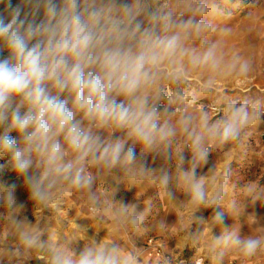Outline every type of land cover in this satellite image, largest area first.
I'll use <instances>...</instances> for the list:
<instances>
[{"label": "clouds", "instance_id": "9594fccd", "mask_svg": "<svg viewBox=\"0 0 264 264\" xmlns=\"http://www.w3.org/2000/svg\"><path fill=\"white\" fill-rule=\"evenodd\" d=\"M222 15L215 0H0V159L7 158L0 176L22 178L37 213L64 217L75 195L97 223L110 222L103 239L97 232L73 247L41 227L39 215L34 222L22 215L15 183H0V264L4 257L28 264L33 253L46 264H140L136 242L123 246L117 237L139 233L153 204L138 211L117 194L121 184L129 191L145 181L169 200L173 186L184 194L185 238H205L212 264L233 252L246 260L264 252V235L241 236L225 223L226 211L245 210L235 199L225 205L231 165L219 175L208 166L214 147L242 142L264 121L259 100H228L217 118L198 103L221 79L253 71L249 59L209 39L216 29L208 17ZM205 167L211 176L198 171ZM106 178L112 184L97 188ZM246 194L264 203V189Z\"/></svg>", "mask_w": 264, "mask_h": 264}, {"label": "rangeland", "instance_id": "374dc122", "mask_svg": "<svg viewBox=\"0 0 264 264\" xmlns=\"http://www.w3.org/2000/svg\"><path fill=\"white\" fill-rule=\"evenodd\" d=\"M215 3L225 15L208 17L216 29L209 34V39L219 41L222 50L229 56L239 53L242 57L249 59L253 64V71L245 78L221 79L217 91L198 101L206 106L213 118H217L215 109L223 107L228 100L243 101L250 98L264 103V0H215ZM225 28L230 31L224 32ZM185 154L189 155L187 152ZM6 159H0V163H6ZM148 161L153 169L161 167L159 159L153 161L152 157H148ZM228 165H231L232 176L229 181V191L225 196V205L235 199L244 204L245 210L233 215L226 211L225 223L230 228L239 229L241 236L264 235V203L254 202L252 197L246 194L249 186L253 189H264V121L249 128L242 142L212 149L208 166L214 168L219 175ZM174 168L173 162V173ZM198 171L209 176L213 174L207 173V167ZM2 177L17 179L10 171H6ZM0 183L6 182L0 178ZM111 184V178H106L98 182L97 188H108ZM173 191L176 199L169 200L162 197L159 189L148 181L129 191H126L125 185L121 184L117 199L123 197L125 202L139 205L138 211H142L145 204L151 200L153 208L139 233L122 232L117 237L118 242L127 246L129 238L134 240L141 252L140 264H151L158 257V252L166 253L170 257L171 264H212L205 238L202 237L195 243L185 238L188 216L182 207V202L186 200V197L175 186ZM16 196L18 201H23L26 205L22 215H27L33 222L35 216L39 215L41 227L55 230L61 237L70 239L73 247L82 248L84 244L96 237L97 232H99L97 239H103L108 234L110 222L97 223L91 217L84 201L75 195L63 205L67 213L64 217L50 209L37 213L33 203L27 199L22 180L17 185ZM211 211V209L202 210V214L207 217ZM3 212V206H0V213ZM253 216H255V222H253ZM162 222L166 225L165 229L160 228ZM3 227L4 220L0 217V230ZM221 228L222 226L215 227V234L219 235ZM205 229L206 225L200 226L201 233ZM3 247L4 245L0 244V248ZM3 264H9L7 257L3 258ZM12 264L15 262L13 261ZM28 264H46V261L33 253ZM223 264H264V252L250 260L242 258L235 252L229 253L225 256Z\"/></svg>", "mask_w": 264, "mask_h": 264}, {"label": "built area", "instance_id": "2783aa9c", "mask_svg": "<svg viewBox=\"0 0 264 264\" xmlns=\"http://www.w3.org/2000/svg\"><path fill=\"white\" fill-rule=\"evenodd\" d=\"M165 257H167L168 260L170 261V257L168 255H166V253L158 252V257L151 264H160V262L163 261ZM170 264H171V262H170Z\"/></svg>", "mask_w": 264, "mask_h": 264}, {"label": "trees", "instance_id": "16d2710c", "mask_svg": "<svg viewBox=\"0 0 264 264\" xmlns=\"http://www.w3.org/2000/svg\"><path fill=\"white\" fill-rule=\"evenodd\" d=\"M17 0H13V3H16ZM0 178L5 181L7 184H12V183H16V185H19V183L21 182L22 178H17V179H5L4 177L0 176Z\"/></svg>", "mask_w": 264, "mask_h": 264}]
</instances>
